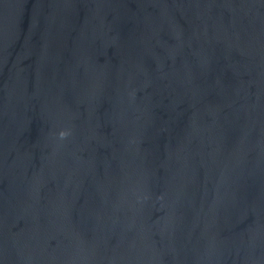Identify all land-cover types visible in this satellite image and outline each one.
<instances>
[{"label": "water", "instance_id": "1", "mask_svg": "<svg viewBox=\"0 0 264 264\" xmlns=\"http://www.w3.org/2000/svg\"><path fill=\"white\" fill-rule=\"evenodd\" d=\"M0 264H264V0H0Z\"/></svg>", "mask_w": 264, "mask_h": 264}, {"label": "clouds", "instance_id": "2", "mask_svg": "<svg viewBox=\"0 0 264 264\" xmlns=\"http://www.w3.org/2000/svg\"><path fill=\"white\" fill-rule=\"evenodd\" d=\"M66 134H67V133H65V132H61V133H60V136H61V137H64Z\"/></svg>", "mask_w": 264, "mask_h": 264}]
</instances>
